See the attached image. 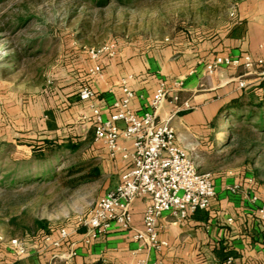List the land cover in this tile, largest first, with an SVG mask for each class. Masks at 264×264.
<instances>
[{
  "label": "crops",
  "instance_id": "crops-1",
  "mask_svg": "<svg viewBox=\"0 0 264 264\" xmlns=\"http://www.w3.org/2000/svg\"><path fill=\"white\" fill-rule=\"evenodd\" d=\"M235 11L232 23L201 39L180 34L154 40L128 35L112 38L110 41L117 44L116 53L101 57L100 73L91 75L89 68L94 62L80 58L59 80V88L32 94L25 102H17L11 110L16 146L25 147L22 152L27 155L32 153L30 144L46 139L81 140L83 148H89L86 150L88 158L101 168L102 178L106 179L107 189L101 197L119 184L131 161L121 155L110 157L105 145L95 139L92 123L83 120L90 115V109L88 102L80 99L79 89L85 85L94 88L99 108L109 117L116 112V103L124 97L122 80L127 79L136 92L130 108L142 114L161 80L171 82L185 75L179 101L175 104L170 97L162 114L175 110L171 122L176 128V142L185 148L201 171L212 172L217 196L208 209L199 210L186 219L177 220L169 213L160 218L159 236L169 242V247L162 252L167 264H226L229 258L232 264L264 262V222L259 221L257 214L258 206L264 203V187L259 186L246 166L227 167L226 158L212 152L213 147L207 145L203 133L220 106L242 91L238 80L243 71L239 67L222 66L210 74L206 65L218 56L236 57L249 53L258 58L264 55V0H240ZM259 79L250 80L249 86ZM184 102H189L191 108L182 109ZM119 125L123 127L124 123L119 122ZM120 144L131 148V142L123 138ZM249 178L254 179L251 189L259 197L257 204L250 199L251 190L231 189L235 184L247 188ZM145 207L144 197L137 198L132 205L133 224L138 228L143 227ZM229 217L233 218L232 222L228 221ZM81 238L82 234L75 236L77 240ZM138 246L139 243L132 239V232L115 228L89 246L80 243L77 256L85 259L100 256L115 264H135L137 257L150 260L156 257V253L148 249L134 254ZM68 251L69 248L63 246L41 256L33 253L15 258L7 244H3L0 245V258L6 259L0 264H46L52 262L56 253Z\"/></svg>",
  "mask_w": 264,
  "mask_h": 264
},
{
  "label": "rangeland",
  "instance_id": "rangeland-1",
  "mask_svg": "<svg viewBox=\"0 0 264 264\" xmlns=\"http://www.w3.org/2000/svg\"><path fill=\"white\" fill-rule=\"evenodd\" d=\"M239 1L140 0L131 6L113 4L104 10L91 9L79 0L0 2V235L6 240L23 238L33 246L42 239L44 229L75 226L107 189L104 178L69 188L67 178L61 174L78 158H88V147L73 156L67 151V158L58 161L22 160L19 153L25 147L16 146V129L11 122V110L17 102L59 88V80L74 64L71 61L88 59L87 48L127 35L146 40L178 34L201 39L232 23ZM242 69L240 77L248 85L259 77ZM226 122L222 119L217 127L207 126L203 131L205 142L213 147L216 156L226 158L227 167L246 166L264 187V132L239 123L228 131ZM230 134L231 142L223 145ZM48 170L59 175L35 183L9 185L6 181L9 175L24 178ZM5 259L0 258V262ZM59 263L61 259L54 258L46 264Z\"/></svg>",
  "mask_w": 264,
  "mask_h": 264
},
{
  "label": "built area",
  "instance_id": "built-area-1",
  "mask_svg": "<svg viewBox=\"0 0 264 264\" xmlns=\"http://www.w3.org/2000/svg\"><path fill=\"white\" fill-rule=\"evenodd\" d=\"M234 15V13H232ZM117 50L115 41L103 46L87 48L89 59L94 62L89 68L91 75L102 71L99 62L102 56H114ZM222 66L242 67L246 74H258L264 79V55L258 58L247 53L240 56H218L206 65L208 73H213ZM186 76H179L173 81L161 80L148 108L137 114L130 108L136 92L130 87L128 80H122L124 97L116 103V112L105 117L99 108L97 92L85 85L79 92L81 100L88 102L90 115L83 120L90 121L94 128L95 139L107 148L110 157L121 155L130 160L129 169L121 176L119 184L106 191L82 217L77 219L75 226L62 228L57 235L49 233L33 246L23 238L6 240L0 235V245L7 244L15 258H24L30 254H42L51 249H60L67 245V253L54 255L63 264H71L72 258L78 255V245H91L100 237L109 234L113 229L120 228L132 232V239L139 243L133 251L138 255L144 249L153 250L156 257H137L135 264H167L162 252L169 247V242L160 238V218L169 213L177 220L188 218L199 210L208 209L217 196V189L209 171H201L195 160L189 156L185 148L176 142V128L171 120L176 112H164V104L171 97L177 104L179 91L185 84ZM248 82L238 80L239 88H245ZM182 109H190L189 102L183 103ZM181 109V108H178ZM119 122H123L121 127ZM131 142V148L120 144V139ZM254 179H248L247 188L235 184L233 191L251 190L250 199L257 204L259 197L251 189ZM146 198L143 227L133 224L132 205L137 198ZM258 219L264 222V203L257 208ZM233 221L232 217L228 218ZM80 240L75 239L80 229ZM80 233V232H79ZM14 264V263H10ZM226 264H232L229 258ZM264 264V262L262 263Z\"/></svg>",
  "mask_w": 264,
  "mask_h": 264
},
{
  "label": "trees",
  "instance_id": "trees-1",
  "mask_svg": "<svg viewBox=\"0 0 264 264\" xmlns=\"http://www.w3.org/2000/svg\"><path fill=\"white\" fill-rule=\"evenodd\" d=\"M5 0H0L3 2ZM84 5H88L92 8H97L100 10H104L112 6L113 4L123 5V6H131L140 0H79ZM89 29V27H88ZM81 37V35L79 36ZM88 55V54H87ZM89 58V56H88ZM78 59L72 60V63H76ZM71 63V64H72ZM82 88V87H81ZM79 89V92L81 90ZM240 94L232 97L230 100L222 104L215 116V118L211 122V126L217 127L222 119L227 120L226 128L228 131H232L235 127V124H242L248 129L257 128L258 131L264 132V79L260 78L255 84L249 86L247 85L245 88H241ZM78 92V93H79ZM224 132V128L222 130ZM233 134H230L223 140V145H228L232 140ZM32 153L30 155L25 154L24 152H20L19 154L22 156V160H47L55 158L57 161L66 157L64 156L67 151H70L71 155H75L77 151H79L83 147V142L81 140L74 139H66L60 141L58 138L54 139H46L42 143L30 144ZM237 151V150H236ZM67 158V157H66ZM70 159V158H69ZM32 172V170H29ZM61 174L63 177L67 178V186L69 188H76L82 184L98 181L102 178L103 172L101 168L95 164V162L90 158L80 157L78 160L72 162L63 168ZM54 178L56 174L51 170L42 171L38 173V175L27 176L24 178H11V176L6 177L7 184L9 185H17L20 183H35L36 181H40L42 179H48L49 177ZM39 225H43V223L38 222ZM58 230H47L44 229L43 233L55 234L59 232ZM84 230L81 228L80 233ZM43 235V236H44ZM42 236V238H43ZM42 240V239H41ZM40 240V241H41ZM37 241L35 243L40 242ZM67 246V245H65ZM68 248V246H67ZM59 264H63L59 263ZM71 264H115L113 262L106 261L103 257H93L90 259L79 258V256H75L72 258ZM220 264H225L220 263Z\"/></svg>",
  "mask_w": 264,
  "mask_h": 264
}]
</instances>
